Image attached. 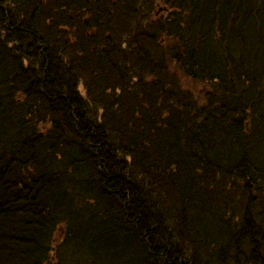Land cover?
<instances>
[{
    "label": "trees",
    "instance_id": "obj_1",
    "mask_svg": "<svg viewBox=\"0 0 264 264\" xmlns=\"http://www.w3.org/2000/svg\"><path fill=\"white\" fill-rule=\"evenodd\" d=\"M109 1L0 0V264H264V0Z\"/></svg>",
    "mask_w": 264,
    "mask_h": 264
},
{
    "label": "rangeland",
    "instance_id": "obj_2",
    "mask_svg": "<svg viewBox=\"0 0 264 264\" xmlns=\"http://www.w3.org/2000/svg\"><path fill=\"white\" fill-rule=\"evenodd\" d=\"M111 1L112 0H110L108 4H110ZM113 4H116L115 1H113ZM136 7L137 9L136 11H134L135 12L134 19L137 18V20H134V22L131 25L127 23L126 25L123 26L124 34L122 35L123 38H121L123 41L121 46L122 48L126 50L127 53L129 51L137 50L139 46H143V47H146L147 49H151V51L152 49H155L156 44L153 43L152 42L153 40L151 39L152 35L154 34V29H155L154 28L155 26L154 22L156 21L155 18H159L162 16L165 17V15L168 12H170V9L167 6L161 3L157 4L155 1L153 2L152 0H139ZM155 13L157 16L155 15ZM92 23H93V19H86V25H88V27L83 31L86 37H91L95 34L92 30V28H94L92 26ZM144 37H148L149 40L144 41L143 40ZM164 68H165L163 69L164 71L158 70V69L156 70L160 71L164 75V80L167 84L176 82L177 84L181 85L182 88H186V90L190 92L193 97L197 98L199 101H204V99L206 98V94L203 95L199 93L200 92V90L198 89L199 86H194L186 82L184 79L181 80L180 79L181 77H179L178 75V70L173 65V63H170L169 65L167 64V66L166 67L164 66ZM171 88H173L174 90L177 89L175 87L167 85V87H165L167 96L178 93L172 90ZM79 89H80V92H84L83 85H80ZM171 90L174 92H171ZM184 92L185 91H183L182 93ZM179 94L180 92L177 95ZM185 94H187V92ZM184 102L185 100H181V103L184 104Z\"/></svg>",
    "mask_w": 264,
    "mask_h": 264
},
{
    "label": "flooded vegetation",
    "instance_id": "obj_3",
    "mask_svg": "<svg viewBox=\"0 0 264 264\" xmlns=\"http://www.w3.org/2000/svg\"><path fill=\"white\" fill-rule=\"evenodd\" d=\"M70 18H71L70 20H71V24H72V28H73V29H72V32H73V31L75 32L76 29H77L79 26H76V25H75V23H74V22H75V19H74L75 17H74L73 15H71ZM83 22H84V25L86 26V27H85V29H86V28L88 27V25H86V18L83 19ZM75 26H76V27H75ZM79 28H80V27H79ZM85 29H84V30H85ZM92 30H93V29H92ZM93 32L95 33L94 30H93Z\"/></svg>",
    "mask_w": 264,
    "mask_h": 264
}]
</instances>
